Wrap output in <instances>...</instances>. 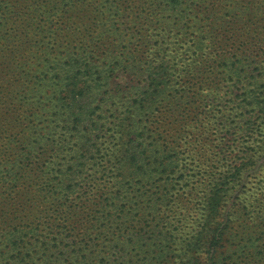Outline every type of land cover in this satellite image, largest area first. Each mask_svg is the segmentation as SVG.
Returning a JSON list of instances; mask_svg holds the SVG:
<instances>
[{
	"label": "rangeland",
	"instance_id": "rangeland-1",
	"mask_svg": "<svg viewBox=\"0 0 264 264\" xmlns=\"http://www.w3.org/2000/svg\"><path fill=\"white\" fill-rule=\"evenodd\" d=\"M165 1L0 0V192L14 178L21 191L14 205L0 194V264H55L47 260L52 245L61 250L69 238L78 239V260L64 258L58 264H179L188 249L185 244L201 231L197 208L219 156L227 161L245 157L239 154L244 121L240 123L241 114L225 103L228 94L240 90L247 75L264 63V0H185L177 11H166ZM124 21L129 36L120 39L115 30ZM141 36H161L180 48L183 39L213 37L223 46L204 47L195 58H181H186L185 69L196 80L178 106L186 118L197 116L205 127L194 134L180 133L186 118L178 117V129L170 128L172 140L180 142L185 166L166 164L150 175L156 169L140 164L146 175L136 173L139 177L118 184V164L104 169L112 131L103 125L93 134L101 148L97 153L75 147L72 132L62 130L69 121L52 106L68 85L54 75L64 79L62 73L78 63L105 73L108 81L103 80L98 98L103 101L93 106L109 103L113 113L124 112L127 86L132 79L140 82L126 66L133 61L143 66L150 50L146 52L148 42ZM233 58L240 78L231 77L225 68L229 63L232 69ZM73 71L80 73L78 67ZM80 82L83 87L89 84L83 78ZM58 85L62 90L56 91ZM170 102L179 109L176 98ZM254 121L255 132L263 136L254 138V160L230 186L220 220L233 221L235 229L245 232L240 236L252 231L257 243L248 255L226 257L219 264H264V223L253 214L239 220L246 206L264 211V119ZM154 131L151 125L148 144ZM80 163L84 171L66 195L59 170L76 169ZM130 169L123 171L130 175ZM229 169L227 163L221 170ZM122 190L129 196L112 201ZM167 230L175 237L170 250L158 242L159 233ZM11 235L22 238L15 250H10ZM205 248H194L188 255L204 262Z\"/></svg>",
	"mask_w": 264,
	"mask_h": 264
},
{
	"label": "trees",
	"instance_id": "trees-1",
	"mask_svg": "<svg viewBox=\"0 0 264 264\" xmlns=\"http://www.w3.org/2000/svg\"><path fill=\"white\" fill-rule=\"evenodd\" d=\"M182 1L185 0H167L162 4L166 11H177L181 7L180 3ZM124 24L125 21L120 27H116L115 30V34L120 39L123 37L125 39L129 36V34L125 33L130 30L128 28L123 29ZM141 37L144 41L147 39V37ZM146 41L148 42L146 52L148 49L150 50L148 55L144 57V65L139 66V63L133 61L126 66V69L133 73L134 76H139L137 79L140 82L132 79L127 86L129 90L126 94L129 96H126L127 100L124 102V112L115 111L113 113V106H110L109 103L102 102L97 107L93 106L99 101H103L98 100V98L99 92H101L99 87L103 80L109 77L105 73L91 71L89 65L78 63V65L70 66L72 67L70 71L67 70L62 73L64 79L60 77L59 73H55L54 75L57 76L59 81H64L68 85L63 96L56 97L54 99L55 103L52 106L58 110V114H61L65 117V120L69 121V124L62 127V130H65L66 133L72 132L77 139L74 144L75 147L80 150L88 148L90 153L100 151V145L94 139V135L101 129L100 126L103 127V125L110 128L107 130L112 131V134H117L113 138L112 134L109 135V147L107 149L106 166H104V169L108 170L113 163L118 164L119 168L117 171L119 172L118 178L120 179L118 184H124L121 181L127 178L139 177L135 176L136 173L146 175L143 173L146 169L138 167L140 164L145 163L150 165L146 167L156 169L150 175L158 173V169L166 164H184L185 166L183 159L185 157H182V154L178 151L180 142L172 140L174 136L170 128H177L179 125L178 117H185L183 115L184 109L178 105L181 104L186 94L187 96L190 95L188 92L192 91V84L195 82L196 76H193L190 71H186L184 65L186 58H181L184 57L183 55H191L190 58H195L197 56L194 54H197V51L204 47L221 48L223 46L216 38L204 36L194 39H183L184 44L181 48L180 45L166 43L161 36H150ZM171 46H175L173 48L174 52ZM231 60L234 62L232 69L229 63H226L225 68L231 77L234 75L240 78L239 63L234 58ZM76 67L80 70L79 74L73 71V68ZM191 76L192 78H190ZM80 78L87 80L89 84L85 87L80 86ZM179 80L184 82L179 84ZM143 83L144 85H142ZM179 86L181 87L179 88ZM62 88L63 85H58L56 86V91L58 89L62 90ZM197 91L198 89L193 91V93L196 94ZM174 98L178 101L176 106L179 109H175L174 105L170 102ZM228 98L225 104H232L231 107L234 106L232 110L237 111V116L239 113L241 114L240 118L242 121L240 123L244 121L241 141L239 142V154L245 157L240 161L234 158L227 161L224 156H219V164L214 167L213 174L209 176V182L205 184L202 193V201H200L197 208V212L202 216L197 226L201 231L191 237L185 244V248L188 249L186 254L183 253L180 256V258L183 257L179 264H219L226 257L237 256L239 258L246 256L256 247L257 241L252 231L247 233L246 236H240V234L244 235L245 232L243 233L241 230L235 229L233 221L230 219L220 220V217L222 216L221 204L224 198L229 195L230 186L238 182L244 165L251 164V161L254 160L253 154L255 152L252 149L254 138H262L263 136V134L255 132V121L253 122V119L255 117L264 119V63L256 71L250 72L243 83V87L240 90L231 91L228 94ZM219 104L221 105V103ZM249 108H252V110H249ZM219 112L221 111L219 110ZM194 113H199V111H193L192 115ZM127 114L128 117L124 120ZM120 115L121 117L119 118ZM196 118L197 116H194L181 121L183 126L179 132L184 134L185 132L183 131H187L190 134H194L199 129L203 130L205 127L203 124L199 125L198 121L195 120ZM151 125L156 128V131L151 136L152 142L148 144L147 134ZM238 127L236 124L233 129H237ZM83 131L88 133L84 135ZM188 140L192 141V138ZM261 151L264 158V140L262 141ZM244 160L248 161L245 162ZM227 163L231 166V169L222 171V166H226ZM156 164H158L157 168L154 167ZM126 167L131 168L130 175H127L123 171ZM83 171V163H80L76 169L59 170L61 186L64 185L66 195H70L74 191L79 182V175ZM12 176L7 175V178H11ZM262 182L264 184V181ZM122 188H124V185ZM261 188L260 186L258 190ZM1 193L6 197V201L10 200L11 203L7 202L8 205H14L20 200L21 191L19 185L16 183V179H12L6 187H3ZM126 196L129 195L124 190L116 192L114 193V197H112V201L119 202L126 199ZM162 196L166 195H159V197ZM255 196L256 194L253 193L250 199L254 200L253 197ZM256 200L255 205L260 206L261 202ZM240 213V221L250 218V215L253 214L257 215L258 219L264 223V211L261 213L260 210H255L254 207L251 209V206H246ZM34 229L35 227L31 228L30 232L34 233ZM158 236V242L164 246L165 250L173 248L175 242L173 231H161ZM19 240H22V238L18 239L16 236L11 235L9 238L10 250H15ZM57 240L55 239V241ZM66 241L67 246L65 245L61 250L55 249V245H52L54 249L52 250L53 253L47 258L48 262L58 264L64 258L71 261L78 260L79 254L75 250L79 245L78 239L69 238ZM204 244L206 246V259L204 262L188 255L194 248L203 247ZM33 264L36 263L34 262Z\"/></svg>",
	"mask_w": 264,
	"mask_h": 264
}]
</instances>
